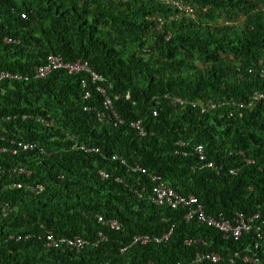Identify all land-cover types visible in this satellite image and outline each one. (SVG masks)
Segmentation results:
<instances>
[{
  "label": "trees",
  "instance_id": "obj_1",
  "mask_svg": "<svg viewBox=\"0 0 264 264\" xmlns=\"http://www.w3.org/2000/svg\"><path fill=\"white\" fill-rule=\"evenodd\" d=\"M180 1L191 14L154 0H0V72L29 77L0 80V118L10 116L0 122V146L16 139L43 149L0 152V203L11 206L0 210V264H252L243 260L251 235L225 239L186 220V208L156 204L148 174L133 170L160 175L214 216L264 211V101L248 104L264 92V0ZM50 53L87 61L121 122L97 119L104 97L89 73L33 78ZM35 182L42 192L26 189ZM45 229L88 243L49 247ZM207 251L221 259L194 261Z\"/></svg>",
  "mask_w": 264,
  "mask_h": 264
},
{
  "label": "built area",
  "instance_id": "obj_2",
  "mask_svg": "<svg viewBox=\"0 0 264 264\" xmlns=\"http://www.w3.org/2000/svg\"><path fill=\"white\" fill-rule=\"evenodd\" d=\"M154 1L165 3L181 12L183 11L186 12V14H191L193 11L189 5L183 3L180 0H154ZM21 16L25 17V14L22 13ZM163 20L164 19L161 17L156 18V21L158 22L159 26L163 23ZM2 40L5 43H12V44L19 43L18 38H15L10 35H4L2 37ZM57 69H64L68 74H76L81 72L89 73L91 80L93 82H98V84H96V89L104 97L103 109L96 110L97 119L100 121H105L107 123L111 121H114L115 123L116 119H118V121L121 122V120L117 116V113L113 109L112 100L110 96L107 94V88L103 86V84H101V82L104 81V78H102L96 72H94L90 68L87 61L77 59L74 61L66 62L64 61L63 57L60 54L50 53L47 55L44 64L36 66L33 74V78L46 77L52 71ZM262 72L264 73V70H262ZM27 78L29 77L22 76L18 73H12L9 71L0 72V80L1 79L27 80ZM81 83L82 86H85L86 84L85 80H82ZM88 95L89 92L86 91L85 97H88ZM258 100L264 101V92L254 93L248 104L251 105ZM171 101L173 103H180V104L184 102L182 99L178 97H174ZM195 104H197L200 107L201 111H205L206 107L202 103H195ZM237 104L243 106L242 103H237ZM210 107L212 108L215 107V104L211 103ZM9 118L10 116L1 117L0 122L2 120H6ZM38 119L46 125H52L53 123L52 119L50 120L43 118H38ZM132 125H134L139 130V133L143 134L142 126L140 125L139 121L133 122ZM2 138L3 136H0V139ZM10 142H11L10 146H0V152L9 150L11 153L16 154L19 151H26L33 149H37L43 152V149L41 147H38L37 143L35 142H30L26 140H16V139H11ZM177 144L179 146H183L185 142L183 140H179L177 141ZM81 148H83V146H81ZM84 150L89 151L90 149L84 148ZM195 150L198 153L199 160L204 161L206 157L203 151V147L201 145H197L195 146ZM181 153L184 155L186 154L185 151H182ZM122 162L124 163V161ZM203 165L213 167L212 162H207L206 164ZM133 170L141 171L143 173L148 174V176L152 181L151 195L149 197L156 204H160V205L165 204L172 208H176V207L186 208L187 211L184 214L186 220L196 219L199 223L213 226L222 233V236L225 239L236 240L242 237L243 235H251V238L253 239L254 242L253 245L251 246V249L250 248L248 249L249 253L243 256V260L250 262L252 264H264L263 260L257 254L258 251H262L264 253V214H262L264 211L259 210L253 214H246L242 211H237L232 218H225L222 215L214 216L206 213L202 204L198 202L197 197L191 194L183 195L178 193L172 187L167 185L163 181L160 175L147 171L145 168L140 167L137 164L133 167ZM3 171H5L4 168L0 166V173ZM7 171L16 172L18 174H22L26 176L30 174V172L25 167L9 166L7 168ZM100 174L103 177L106 176V174L103 171H100ZM11 187L20 188L21 182H12ZM26 189L29 192L37 194L42 192L43 185L38 182L27 183ZM0 210L3 215H6L9 211H11V206L8 202L3 201L0 203ZM98 221L103 223L104 219L101 216H99ZM109 224L113 228L119 227L118 223L115 220L109 221ZM169 235H170V231L166 234L155 237H151L149 235H135L132 243H136V242L146 243L152 239L155 241H161L168 238ZM42 237L45 239V243L49 247L66 246L71 249L79 250L88 243V241L81 236H73V237L56 236L49 229L44 230ZM125 248L126 247H123L122 250H124ZM205 259L215 263L221 259V256L213 251L196 252L194 258L195 262H199Z\"/></svg>",
  "mask_w": 264,
  "mask_h": 264
}]
</instances>
